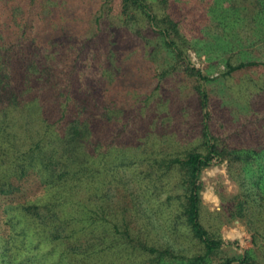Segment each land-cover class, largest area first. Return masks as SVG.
Here are the masks:
<instances>
[{
    "label": "trees",
    "instance_id": "obj_1",
    "mask_svg": "<svg viewBox=\"0 0 264 264\" xmlns=\"http://www.w3.org/2000/svg\"><path fill=\"white\" fill-rule=\"evenodd\" d=\"M178 2L182 9L173 0H0V264H34L58 248L56 260L65 264H98L108 254H126L121 264L264 261V139L241 145L239 137L221 138L206 111L200 146H151L154 153L128 146L112 156L114 142H138L136 130L158 99L153 92L177 66L195 80L199 114L206 109L201 82L212 77L186 58L190 42L208 40L203 32L216 33L222 47L237 39L241 46L264 43V0ZM139 47L148 68L162 48L173 62L131 106V87L123 84L129 76L115 64L139 62L125 55ZM262 63L226 61L219 75ZM217 160L227 162L238 192L223 198L214 220L247 225L249 237L234 244L252 248L239 256L224 254L216 229L202 222L199 176ZM109 185L123 210L108 226L93 214L101 207L94 197Z\"/></svg>",
    "mask_w": 264,
    "mask_h": 264
},
{
    "label": "rangeland",
    "instance_id": "obj_2",
    "mask_svg": "<svg viewBox=\"0 0 264 264\" xmlns=\"http://www.w3.org/2000/svg\"><path fill=\"white\" fill-rule=\"evenodd\" d=\"M172 3L175 7L183 8L182 3L178 0H173ZM68 16V14H65ZM71 16V14H70ZM188 19H191L188 17ZM189 24V21H187ZM190 25L195 26L191 21ZM194 32V29H191ZM151 38H156L152 32H147ZM204 38L208 39L202 45H191L186 50V58L191 66L199 68L204 75L211 78L209 81L201 82L202 88L206 89L208 93V105L206 109L202 110L199 114L198 98L193 90L194 78L183 72L182 67L177 66L165 78L160 80V85L154 95H157L155 101L150 109H147L148 116L145 124L136 130V135H140L138 142H131V140H120L119 143L114 142V146H110L112 156L119 158L122 155V148L132 149L128 146H141L144 153H154L151 146H156L159 151H184L187 148L200 146L199 122L203 116V112H208L207 122L210 124L215 134L221 138L239 137L241 145H248L252 142H260L264 139V63L258 68H250L248 70L237 71L230 76H220V71L224 70L225 62L236 63L242 59H258L264 60V43L256 45H238L239 39L232 43L231 47L219 46L216 33L212 30L209 34H205ZM160 42V41H159ZM215 42V43H214ZM194 46V47H192ZM142 47V46H141ZM141 47L136 48V51L127 50L125 55L128 58H135L139 62L125 64L123 66L122 60H118L116 67H120V72L124 71L129 76L123 83L127 87L129 95L125 96L127 103L131 104L135 96L141 94L146 96L147 91L151 92L157 86L156 80L158 74L162 69H168L173 62L171 57L162 48L155 61H151L150 68L146 61L137 54H143ZM206 50V51H205ZM133 56V57H132ZM144 58L148 57L144 54ZM130 60V61H131ZM149 60V59H148ZM120 61V63H119ZM141 62V63H140ZM155 62V63H154ZM160 63H164L161 66ZM134 66V67H131ZM147 67V69H142ZM130 69V70H128ZM116 74V73H115ZM153 80V81H152ZM160 88V89H159ZM258 91L261 94H254ZM115 91L112 92V94ZM113 96V95H112ZM142 98V97H141ZM143 99V98H142ZM132 106V104H131ZM125 134V131L121 135ZM234 136V137H233ZM150 138V141L149 139ZM134 140V138H133ZM228 140V139H227ZM229 141V140H228ZM155 149V150H157ZM130 156L132 150H129ZM126 155V158L128 157ZM130 160V158H128ZM202 184L200 190L201 200V214L202 222L210 231L219 234L222 240L221 251L224 254L231 256H239L244 254L246 249L252 248L251 246H237L235 241L247 238L250 231L247 225L239 218H232L226 220H214L215 213L221 212L223 209V198L229 199L238 192L237 183L231 178L227 170V162L217 160L204 168L199 176ZM104 187L94 200L101 203V207L97 214H93V218L99 219L106 225H111L115 217V212H121L123 205V198L115 194L113 191L107 190ZM58 250L49 256L48 259L44 257L41 260L35 259L34 264H65L64 260L57 262L56 257L59 255ZM127 255L108 254L98 260V264H121L118 258L126 260ZM134 260H140L133 257ZM257 258V255H256ZM21 258L17 260L19 262ZM33 260V258H32ZM113 260V261H111ZM238 264V263H234ZM258 264H264L261 261Z\"/></svg>",
    "mask_w": 264,
    "mask_h": 264
}]
</instances>
